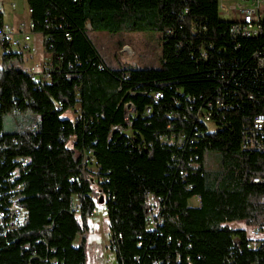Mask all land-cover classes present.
<instances>
[{
	"label": "trees",
	"instance_id": "obj_1",
	"mask_svg": "<svg viewBox=\"0 0 264 264\" xmlns=\"http://www.w3.org/2000/svg\"><path fill=\"white\" fill-rule=\"evenodd\" d=\"M25 4L49 71L31 79L22 53L0 46V264H85L83 237L73 241L98 197L115 264H264V150L240 148L264 113V67L252 58L264 60V36L231 37L217 0ZM86 26L154 34L159 67L107 68ZM11 114L37 121L4 131ZM252 226L263 234L254 249Z\"/></svg>",
	"mask_w": 264,
	"mask_h": 264
},
{
	"label": "rangeland",
	"instance_id": "obj_2",
	"mask_svg": "<svg viewBox=\"0 0 264 264\" xmlns=\"http://www.w3.org/2000/svg\"><path fill=\"white\" fill-rule=\"evenodd\" d=\"M239 3L248 7V3L240 0H218V17L225 21L230 14L223 16L221 7L228 8ZM0 12L2 22L11 28L25 25L28 22L25 0H0ZM86 37L94 46L97 54L107 68H120L129 66L134 68H158L159 48L156 36L143 32H120L108 34L106 32H92L86 26ZM29 33L30 43L34 50L40 51V36L37 33ZM35 51V53H36ZM29 54L24 53L22 67H29L31 63H37L35 56L28 58ZM33 60V61H32ZM75 112L67 111L64 115L73 119ZM27 120L25 117H18L14 114L3 117V130L8 132L17 129L27 128L36 122ZM210 127V125H208ZM212 166V161H210ZM194 205V201L189 200ZM92 215L87 218V231L83 235L75 236L73 245L80 243L83 237V248L85 251V264H115L114 255L108 248V229L103 205L99 202L94 204ZM231 228H241V223H229Z\"/></svg>",
	"mask_w": 264,
	"mask_h": 264
},
{
	"label": "built area",
	"instance_id": "obj_3",
	"mask_svg": "<svg viewBox=\"0 0 264 264\" xmlns=\"http://www.w3.org/2000/svg\"><path fill=\"white\" fill-rule=\"evenodd\" d=\"M247 2L249 5L245 7L239 3L232 4L226 12V8L221 7L223 16L230 14V18L226 17L225 21L229 22L228 34L235 37L243 38H257L264 36V0H240ZM29 14V10L26 8ZM217 12L218 11V0H217ZM33 25L28 21L26 26L19 25L17 28H11L1 22L0 24V46L1 48L8 51L20 52L22 55L34 53L33 47L29 45V33H32ZM49 58V57H48ZM47 58L46 62L31 63L29 67H23L24 72H26L31 79H39L40 81H46L48 79L49 65ZM252 58L258 67H264V60L259 55L258 52L252 54ZM158 94H154L153 98L157 99ZM206 103V102H205ZM215 104L219 106V102L215 101ZM264 104V98H263ZM124 128H128L130 121L128 119L129 115H132V109L129 103H124ZM204 122H208L209 115L204 114L202 116ZM112 131H121L122 127H111ZM180 139L177 140V143ZM240 148L243 150H264V113H259L254 115L248 127L243 132L242 143ZM91 153L87 151L83 156L82 162L83 166H89ZM250 182L253 184H261L263 182L259 177H252ZM260 202L264 203V194L260 197ZM21 218V211L18 209H13L11 214V225L15 226L19 219ZM151 226L152 222H148ZM245 229V228H244ZM245 235L248 239L246 248H256L257 243L263 239V234L258 226H252L245 229Z\"/></svg>",
	"mask_w": 264,
	"mask_h": 264
},
{
	"label": "crops",
	"instance_id": "obj_4",
	"mask_svg": "<svg viewBox=\"0 0 264 264\" xmlns=\"http://www.w3.org/2000/svg\"><path fill=\"white\" fill-rule=\"evenodd\" d=\"M2 15V14H1ZM2 18V17H1ZM1 22H2V19H1ZM3 23V22H2ZM22 25V24H21ZM40 36V35H39ZM29 43H30V38H29ZM40 45H41V37H40ZM35 51L36 50H34V53H32V54H29V56H28V58H32L33 56H35V60L37 61V62H46L47 61V58H48V56L42 51V48H40V51H36V53H35ZM23 58V57H22ZM33 61V60H32ZM23 62H24V60H23ZM195 202V201H194ZM91 215H92V213H91Z\"/></svg>",
	"mask_w": 264,
	"mask_h": 264
},
{
	"label": "water",
	"instance_id": "obj_5",
	"mask_svg": "<svg viewBox=\"0 0 264 264\" xmlns=\"http://www.w3.org/2000/svg\"><path fill=\"white\" fill-rule=\"evenodd\" d=\"M97 201H98V202H101V198H100V197H98Z\"/></svg>",
	"mask_w": 264,
	"mask_h": 264
}]
</instances>
